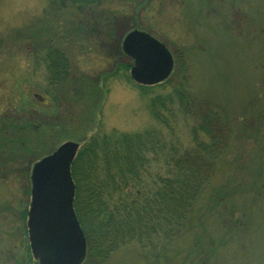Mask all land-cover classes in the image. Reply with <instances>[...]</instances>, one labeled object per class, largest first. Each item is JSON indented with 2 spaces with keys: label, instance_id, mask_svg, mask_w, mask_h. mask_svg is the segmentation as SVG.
I'll use <instances>...</instances> for the list:
<instances>
[{
  "label": "rangeland",
  "instance_id": "obj_1",
  "mask_svg": "<svg viewBox=\"0 0 264 264\" xmlns=\"http://www.w3.org/2000/svg\"><path fill=\"white\" fill-rule=\"evenodd\" d=\"M101 1L99 10L114 30L91 37L79 13L67 6L0 0V101L47 98L40 57L52 47L67 55L75 77L83 76L93 89L63 114L64 126L71 127L64 137L78 135L79 141L95 132L158 127L148 104L164 91L140 89L130 76L133 61L120 51L133 30L148 33L173 62H184L194 98L231 123L232 147L221 154L182 234L156 249L124 247L105 264H264V121L256 122L264 113V0ZM182 125L176 130L187 145ZM10 181H0L7 183L0 184V264H20L26 248L30 253L28 229L17 219L23 196ZM30 259L36 264L31 254Z\"/></svg>",
  "mask_w": 264,
  "mask_h": 264
},
{
  "label": "trees",
  "instance_id": "obj_2",
  "mask_svg": "<svg viewBox=\"0 0 264 264\" xmlns=\"http://www.w3.org/2000/svg\"><path fill=\"white\" fill-rule=\"evenodd\" d=\"M47 1L77 11L86 36L101 29L112 32V19L99 10L101 0ZM120 51L126 56L122 47ZM40 61L47 98L40 102L9 96L0 101V181L11 178L22 193L17 218L22 230L25 225L28 229L34 165L70 141L77 145L69 171L72 211L85 241L81 264H105L130 245L151 250L169 244L189 226L221 154L230 152L231 123L224 122L211 104L194 98L186 65L177 60L162 81L139 84L142 90L164 91L155 93L148 104L158 127L132 133L95 132L75 141L78 135L64 137L71 127L64 126L67 121L62 116L84 91L93 90L92 84L81 75L75 77L69 58L56 48L46 49ZM257 120L263 122L264 113ZM180 124L188 132L187 145L176 130ZM29 250L25 249L20 264H32L30 254L39 264L30 246Z\"/></svg>",
  "mask_w": 264,
  "mask_h": 264
},
{
  "label": "water",
  "instance_id": "obj_3",
  "mask_svg": "<svg viewBox=\"0 0 264 264\" xmlns=\"http://www.w3.org/2000/svg\"><path fill=\"white\" fill-rule=\"evenodd\" d=\"M123 50L134 61L130 76L138 84L158 83L170 72L168 51L147 34L130 33ZM76 150L75 143H64L32 170L27 227L30 248L39 264H81L85 257V241L72 211L74 187L69 168Z\"/></svg>",
  "mask_w": 264,
  "mask_h": 264
}]
</instances>
